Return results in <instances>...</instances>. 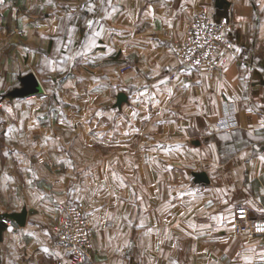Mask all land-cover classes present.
Returning <instances> with one entry per match:
<instances>
[{
	"label": "crops",
	"instance_id": "0c3cea01",
	"mask_svg": "<svg viewBox=\"0 0 264 264\" xmlns=\"http://www.w3.org/2000/svg\"><path fill=\"white\" fill-rule=\"evenodd\" d=\"M225 1L90 0L74 10L77 0H0L1 77L32 70L42 86L58 78L64 97L89 82L97 100L114 91L116 102L125 94L118 104L128 112L137 108L144 183L136 201L94 208L93 264H264V234L232 231L236 206L264 216V0ZM201 10L240 24L229 35L226 65L213 73L183 67L172 49ZM130 153L124 148L120 159ZM29 155L50 157L45 148ZM41 167L37 176L51 185ZM180 169H189L193 184L179 183ZM201 171L208 182L195 181ZM10 208L0 205L2 218ZM46 212L8 219L0 264H51L63 255Z\"/></svg>",
	"mask_w": 264,
	"mask_h": 264
},
{
	"label": "rangeland",
	"instance_id": "374dc122",
	"mask_svg": "<svg viewBox=\"0 0 264 264\" xmlns=\"http://www.w3.org/2000/svg\"><path fill=\"white\" fill-rule=\"evenodd\" d=\"M73 7L75 10L76 6ZM70 60L63 64L70 65ZM56 68L59 72L64 66ZM128 68L124 65L120 71ZM34 73L26 70L5 78L0 76V205L11 207L3 212V218L13 219L15 214H26L28 209H45L52 232L64 204L80 201L89 210L93 238L94 208L105 207L110 201L120 202L125 197L136 201L138 185L144 183L138 173L137 108L128 112L116 102L114 91L105 92L97 100L89 82H83L82 89L66 97L60 95L58 78L43 86L39 82V91L29 93L24 81ZM76 138L79 141L75 146ZM36 141L37 146H31ZM42 148L49 153V160L30 157ZM124 148L132 154L128 161L120 159ZM43 164L52 175V183L61 180L65 188L56 189L52 183L42 182L37 174L42 176L46 172L42 170ZM178 173L179 183L193 184L189 169H180ZM158 183L165 184L164 178H159ZM26 185L36 190L25 192ZM123 186L130 187L131 192L124 194Z\"/></svg>",
	"mask_w": 264,
	"mask_h": 264
},
{
	"label": "built area",
	"instance_id": "2783aa9c",
	"mask_svg": "<svg viewBox=\"0 0 264 264\" xmlns=\"http://www.w3.org/2000/svg\"><path fill=\"white\" fill-rule=\"evenodd\" d=\"M87 1L77 0L75 10L84 8ZM239 25L229 18H214L205 10L198 11L185 22L181 38L173 43L174 54L183 67L210 73L222 70L233 48L229 35ZM2 221L8 223L5 218ZM258 229H264V216H252L245 206L234 208L232 231L235 235L252 238L264 234ZM52 234L63 249V255L54 257L53 264H80L85 259L93 264L91 218L82 202L64 204Z\"/></svg>",
	"mask_w": 264,
	"mask_h": 264
},
{
	"label": "water",
	"instance_id": "95a60500",
	"mask_svg": "<svg viewBox=\"0 0 264 264\" xmlns=\"http://www.w3.org/2000/svg\"><path fill=\"white\" fill-rule=\"evenodd\" d=\"M215 3L217 6H222L224 3H226L225 0H215ZM24 85L26 90L29 93H35L37 91H39L40 86L38 84L37 79L35 78L34 74H30L28 76H26L25 81H24ZM126 96L124 93H119L117 95V103L122 102L123 100H125ZM194 179L195 181L198 182H208V176L204 171L201 172H194ZM25 217L24 213L21 214H15L14 219L22 221Z\"/></svg>",
	"mask_w": 264,
	"mask_h": 264
},
{
	"label": "trees",
	"instance_id": "16d2710c",
	"mask_svg": "<svg viewBox=\"0 0 264 264\" xmlns=\"http://www.w3.org/2000/svg\"><path fill=\"white\" fill-rule=\"evenodd\" d=\"M6 228V224L2 221V216L0 215V240L2 238V233Z\"/></svg>",
	"mask_w": 264,
	"mask_h": 264
},
{
	"label": "snow or ice",
	"instance_id": "6c2138e0",
	"mask_svg": "<svg viewBox=\"0 0 264 264\" xmlns=\"http://www.w3.org/2000/svg\"><path fill=\"white\" fill-rule=\"evenodd\" d=\"M109 2H110V0H109ZM90 11H91V9H89ZM89 23H91V22H89ZM96 35H99V33H96ZM197 63H199V62H197ZM161 83H163V81H161ZM185 87H186V85H185ZM262 159H264V158H262ZM259 231H264V229H258Z\"/></svg>",
	"mask_w": 264,
	"mask_h": 264
},
{
	"label": "bare ground",
	"instance_id": "6f19581e",
	"mask_svg": "<svg viewBox=\"0 0 264 264\" xmlns=\"http://www.w3.org/2000/svg\"><path fill=\"white\" fill-rule=\"evenodd\" d=\"M38 84H39V82H38ZM39 86H40V84H39Z\"/></svg>",
	"mask_w": 264,
	"mask_h": 264
}]
</instances>
